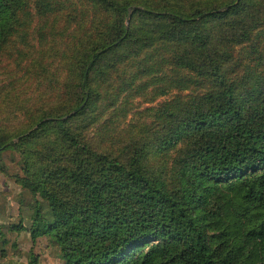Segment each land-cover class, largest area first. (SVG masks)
<instances>
[{
	"label": "trees",
	"instance_id": "1",
	"mask_svg": "<svg viewBox=\"0 0 264 264\" xmlns=\"http://www.w3.org/2000/svg\"><path fill=\"white\" fill-rule=\"evenodd\" d=\"M7 150L63 264H264V0H0Z\"/></svg>",
	"mask_w": 264,
	"mask_h": 264
},
{
	"label": "rangeland",
	"instance_id": "2",
	"mask_svg": "<svg viewBox=\"0 0 264 264\" xmlns=\"http://www.w3.org/2000/svg\"><path fill=\"white\" fill-rule=\"evenodd\" d=\"M164 98L158 96L156 101ZM142 100L136 99L139 105L134 107L149 106ZM129 118L130 114L125 120ZM119 124L122 126L124 121L119 120ZM18 162L19 155L15 151H3L0 156V264H29L33 258L34 264H63L58 247L47 237L32 241L25 229H10L19 223L25 228L29 226L34 204V198L15 180L16 176H21Z\"/></svg>",
	"mask_w": 264,
	"mask_h": 264
},
{
	"label": "water",
	"instance_id": "3",
	"mask_svg": "<svg viewBox=\"0 0 264 264\" xmlns=\"http://www.w3.org/2000/svg\"><path fill=\"white\" fill-rule=\"evenodd\" d=\"M128 16H129V13H128V15H127V18H126V20H128ZM83 105V103L79 106V108L81 107Z\"/></svg>",
	"mask_w": 264,
	"mask_h": 264
}]
</instances>
